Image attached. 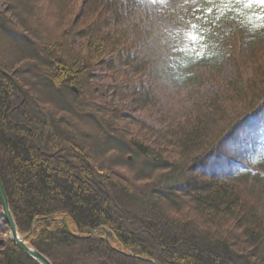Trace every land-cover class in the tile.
Here are the masks:
<instances>
[{"label": "trees", "instance_id": "obj_1", "mask_svg": "<svg viewBox=\"0 0 264 264\" xmlns=\"http://www.w3.org/2000/svg\"><path fill=\"white\" fill-rule=\"evenodd\" d=\"M31 1L0 0V178L19 235L51 264H151L139 257L264 264V84L249 81L259 96L233 112L247 99L240 72L221 95L193 104L178 121L160 117L157 129L147 128L132 118L159 108L153 91L135 79L147 68L131 54L141 0L90 1L97 16L78 28L67 0H52V14ZM228 7L223 16H233L241 34L237 49L232 36L224 38L222 54L264 46V18L250 6ZM49 15L62 22L61 33H43ZM32 17L44 22L33 27ZM220 56L176 51L166 70L178 77L214 69ZM218 120L220 130L205 145ZM204 163V181L188 188L191 169ZM219 171L223 177L214 175ZM0 264L38 263L5 239Z\"/></svg>", "mask_w": 264, "mask_h": 264}, {"label": "rangeland", "instance_id": "obj_2", "mask_svg": "<svg viewBox=\"0 0 264 264\" xmlns=\"http://www.w3.org/2000/svg\"><path fill=\"white\" fill-rule=\"evenodd\" d=\"M34 1L37 5L40 4L41 7L45 9V12H50L52 14V12L55 11L54 4L51 3L52 0H44V3L33 0L31 3ZM90 1L93 2V0L66 1V11H69L71 16H75V20L78 19V21H80L76 25V28L87 26L86 22L88 18L90 22L96 18L97 13H92V11L89 10ZM205 1L206 0H141V8L143 9L141 14V29L139 35H137L135 48L131 50V54L145 62L147 68L141 75L139 74L135 77V79L153 91L154 98L157 100L159 108L157 112L153 113V116L150 113L148 116L149 118L143 116L140 112H134L132 118L141 120L147 128L153 127L157 129L160 125L158 122V118L160 117L177 119L178 121L181 119L184 110H189L193 104L204 103L206 100L205 97L210 95H221V92L227 88L226 84L237 82V74L240 78H242L243 75V86L246 85V87H248L249 81L253 79L257 80L258 88L262 87V84H264V58L261 59L257 56L260 51H264V46L261 45L260 49L249 50L248 54L243 53L241 49L238 50V55L235 54L230 56V54H228L226 56L222 54L224 51H227V43L224 41V38L232 36L230 48L233 49L235 46L234 48L237 49L239 43H237L236 40L241 34L240 28H237L236 19L233 16L224 17L223 11L227 6H229L228 8L231 10V8H241V6H245V3L237 2V0H213V3L205 4ZM37 8L38 7H35L31 13H35ZM255 8L256 10L251 9L250 13L255 11L260 13L259 9L264 10L261 7L258 9L255 6ZM262 12L264 16V11ZM64 15L66 18L68 13L64 12ZM4 17L9 21L11 19L9 14L4 15ZM43 22L44 21H38L32 17L30 24L32 23L33 27H37V25ZM46 22L48 30L45 31L46 33L43 32L45 35H51L52 32L57 35L63 31L62 22L57 23L53 15H49ZM11 23L15 25L14 20H12ZM5 41L6 44H8V40ZM240 47H242V45ZM180 50H191L198 54L206 53L207 55L221 54L218 58L220 64L214 67V69L206 66L194 68L188 72L189 75L185 76L180 75L177 77V75H169L166 66L170 63L176 51ZM257 58L260 60L258 61ZM248 64H250L251 67H249ZM256 65H258V69H256V76H253ZM240 72L243 74L240 75ZM128 74L131 76L130 71H128ZM3 75L4 77L8 76L5 71ZM96 75L97 77H101L100 71H97ZM187 78H189V82L186 81ZM137 81L133 82L136 83ZM191 81L193 84H190ZM18 93L17 98L19 97L21 101H19L18 107H23L24 103H22V99L25 93H22V90L19 88ZM244 95H247V99L241 104L236 105L235 108L232 109L233 112H236L237 108L247 103L250 97L253 99L257 98L256 96H259V93L257 91H251L248 87ZM59 102L62 103L61 100L57 101L58 104ZM227 106H229V104L225 102L223 108L227 110ZM247 109L249 108L245 107L241 112L243 113ZM228 115L229 114L226 113L223 119L224 121L230 118ZM220 126L219 121V123H215L209 128V137L205 141V145H208L211 140L216 137L217 132L220 130ZM131 129L135 130L136 127L132 126ZM240 131L238 130L237 134ZM43 149L45 151V148ZM55 154L61 156L62 153L57 152ZM65 158L70 162L68 156H65ZM205 163L191 169L189 176L190 182L187 184L188 188H191L195 183L198 184L204 181L203 165H205ZM219 163L222 164L223 161H219ZM118 171L122 172L123 170L119 169ZM214 175L223 177L224 172H215ZM238 187L243 188L245 185L240 183ZM115 205L113 204V209H116ZM126 227L128 230L134 231L129 225H126ZM5 239L12 241L9 227L3 217L0 206V242L3 241L4 244ZM151 245L155 246V243L151 242ZM138 259L142 260L140 257ZM151 262V264H156L154 260Z\"/></svg>", "mask_w": 264, "mask_h": 264}, {"label": "water", "instance_id": "obj_3", "mask_svg": "<svg viewBox=\"0 0 264 264\" xmlns=\"http://www.w3.org/2000/svg\"><path fill=\"white\" fill-rule=\"evenodd\" d=\"M0 206L2 209L3 217L9 227L10 235H11V238L14 244L18 246L27 256H29L31 259L36 261L38 264H51L50 261L46 257H44L42 254H40L39 252H37L35 249H33L27 244L25 237L21 238L19 234L17 233L15 222H14L13 216L9 208L8 199H7L1 178H0ZM61 221L65 229L68 231V233L72 234L65 220L61 219ZM37 222L38 220L35 221V223ZM102 230L106 234V230L104 228H102ZM105 240L108 241L107 235L105 237ZM142 260L146 262L149 261L147 259H142Z\"/></svg>", "mask_w": 264, "mask_h": 264}, {"label": "snow or ice", "instance_id": "obj_4", "mask_svg": "<svg viewBox=\"0 0 264 264\" xmlns=\"http://www.w3.org/2000/svg\"><path fill=\"white\" fill-rule=\"evenodd\" d=\"M237 2H243L247 6H251L252 4H255L261 8H264V0H237Z\"/></svg>", "mask_w": 264, "mask_h": 264}]
</instances>
